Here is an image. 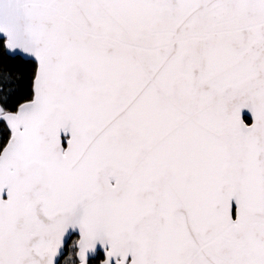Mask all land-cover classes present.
<instances>
[{
  "label": "snow or ice",
  "instance_id": "1",
  "mask_svg": "<svg viewBox=\"0 0 264 264\" xmlns=\"http://www.w3.org/2000/svg\"><path fill=\"white\" fill-rule=\"evenodd\" d=\"M0 264H264V0H0Z\"/></svg>",
  "mask_w": 264,
  "mask_h": 264
}]
</instances>
